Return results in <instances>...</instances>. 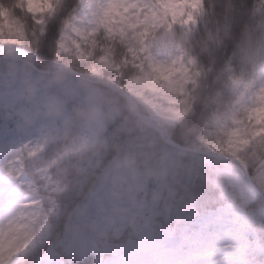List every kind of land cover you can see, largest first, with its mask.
Returning <instances> with one entry per match:
<instances>
[{
  "label": "snow or ice",
  "instance_id": "6c2138e0",
  "mask_svg": "<svg viewBox=\"0 0 264 264\" xmlns=\"http://www.w3.org/2000/svg\"><path fill=\"white\" fill-rule=\"evenodd\" d=\"M191 5V13L187 6ZM204 0H0V95L21 74L68 69L104 80L131 106L151 89L167 90L177 71L162 58V20L191 25ZM211 26V25H209ZM225 47L210 55L222 63ZM187 110L176 113L182 119ZM0 115V173L32 196L0 223V264H264V90L221 122L201 168L186 176L84 201L57 197L50 163L35 166L43 148ZM13 132L27 137L16 143ZM214 157V158H211ZM226 166L227 171L222 167ZM204 189L199 208L191 182ZM99 201V203H97ZM228 253V256H223Z\"/></svg>",
  "mask_w": 264,
  "mask_h": 264
},
{
  "label": "trees",
  "instance_id": "16d2710c",
  "mask_svg": "<svg viewBox=\"0 0 264 264\" xmlns=\"http://www.w3.org/2000/svg\"><path fill=\"white\" fill-rule=\"evenodd\" d=\"M203 6H206L204 15H197L199 26L204 29L201 35H197V22L156 32L161 51L180 50L187 61L195 63L199 73L196 83L189 85L193 89L191 114L169 132L159 128L164 139L152 121L144 117L146 112L142 105L136 102L134 107L129 106L126 99L114 93L105 82L76 72L97 83L104 104L114 105L116 114L114 117L106 116V129L94 146L74 155L53 170L54 177L65 186L57 197L60 201L88 199L107 168L115 161L132 164L141 172L143 164L163 145L182 150L187 156L197 154L198 138L207 121L218 110L215 97L219 95L222 102L229 101L231 96L226 92L229 78L248 74L254 65L264 60V0H204ZM225 41L230 43L229 55L221 63L218 57L210 55V50L213 46L225 47ZM64 103L71 112V123L63 137L52 142L35 159V166L78 139L85 108L70 98ZM178 166L173 176L176 179L186 176L189 170L193 172L201 168V161L179 156ZM172 178L161 177L157 183ZM149 185H152L151 181ZM190 194L199 208L204 195L199 179L191 182Z\"/></svg>",
  "mask_w": 264,
  "mask_h": 264
},
{
  "label": "rangeland",
  "instance_id": "374dc122",
  "mask_svg": "<svg viewBox=\"0 0 264 264\" xmlns=\"http://www.w3.org/2000/svg\"><path fill=\"white\" fill-rule=\"evenodd\" d=\"M191 9L192 6L188 5V14L191 13ZM176 24L188 26L187 23L180 21ZM172 27L173 22L165 19L160 22L156 32L169 30ZM162 53V58L170 61L177 69L170 86L164 91L148 90L142 100L137 102L144 107L146 115L150 117L153 124L161 128L163 132H169L191 114L193 89L189 85L193 86L196 83L199 73L196 71L195 63L187 61L180 50L168 49ZM46 73L48 74L43 77L37 73L35 79H27L21 74L15 88L0 95V115L14 117L22 129H32L34 125L42 124V134L34 135L32 139L45 151L52 142L63 137V133L71 123V112L64 100L73 99L85 108V116L79 125L78 139L68 143L40 164L50 163L49 175L53 183L60 185L63 191L65 186L54 177L53 170L74 155L94 146L106 129V116L114 117L116 108L114 105L104 104L102 91L92 80L83 78L68 69L63 71L55 69ZM263 80L264 60L254 65L248 74L232 75L229 78L226 92L231 98L227 102H222L219 95L215 97L218 110L207 121L198 138L197 154L187 156L182 150L163 145L143 164L141 172L132 164L115 161L107 168L89 198L99 191L105 199H112L117 193L135 191L140 183L149 184L151 181L152 184H156L161 177L172 178L179 168V156L188 157L189 160L210 159L206 155L209 152L208 142L219 141L222 138L219 133L221 122L229 114L238 112L241 107L255 105L259 96L256 89ZM185 109L187 114L182 119H176V113ZM12 138L16 143L27 139L15 132ZM222 170L228 169L223 166ZM191 172L189 170L186 174ZM31 198V194L26 189L0 173V223L10 219L15 209Z\"/></svg>",
  "mask_w": 264,
  "mask_h": 264
},
{
  "label": "bare ground",
  "instance_id": "6f19581e",
  "mask_svg": "<svg viewBox=\"0 0 264 264\" xmlns=\"http://www.w3.org/2000/svg\"><path fill=\"white\" fill-rule=\"evenodd\" d=\"M264 90V80L260 82V84L258 85L256 92L260 94V92ZM98 191V190H97ZM99 193V191L97 192ZM96 194V193H95Z\"/></svg>",
  "mask_w": 264,
  "mask_h": 264
},
{
  "label": "water",
  "instance_id": "95a60500",
  "mask_svg": "<svg viewBox=\"0 0 264 264\" xmlns=\"http://www.w3.org/2000/svg\"><path fill=\"white\" fill-rule=\"evenodd\" d=\"M127 101V100H126ZM127 104L129 105V106H131L130 104H129V102L127 101ZM146 118H148V119H150V117L149 116H145ZM154 126V128L159 132V128L154 124L153 125ZM162 138H163V136H162ZM164 139V138H163ZM207 154V153H206Z\"/></svg>",
  "mask_w": 264,
  "mask_h": 264
}]
</instances>
